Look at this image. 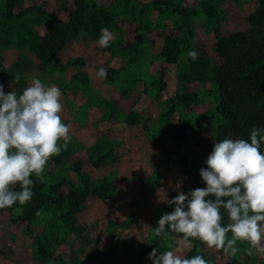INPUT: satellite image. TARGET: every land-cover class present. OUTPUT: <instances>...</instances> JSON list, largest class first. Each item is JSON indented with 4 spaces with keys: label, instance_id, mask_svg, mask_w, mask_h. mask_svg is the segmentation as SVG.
Instances as JSON below:
<instances>
[{
    "label": "rangeland",
    "instance_id": "374dc122",
    "mask_svg": "<svg viewBox=\"0 0 264 264\" xmlns=\"http://www.w3.org/2000/svg\"><path fill=\"white\" fill-rule=\"evenodd\" d=\"M257 6L258 0H0V83L18 93L32 76L58 85L70 126L67 149L49 159L37 181L66 198L81 185L79 165L91 180L115 188L107 201L90 191L71 221L52 212L26 221L19 210L0 211V264H151L148 252L169 244L209 264H264V252L249 255L247 241L228 255L194 241L188 250L153 232L172 211L167 200L185 192L186 165L212 150L223 122L210 78L223 61L218 35L249 31ZM70 11L82 12L83 22L95 17L93 31ZM103 27L112 35L107 48L96 44ZM51 31L60 37L42 58L36 43ZM170 35L180 42L182 63L165 59ZM192 49L200 53L196 61L187 58ZM101 67L106 79L96 76ZM145 245L151 246L141 254Z\"/></svg>",
    "mask_w": 264,
    "mask_h": 264
},
{
    "label": "clouds",
    "instance_id": "9594fccd",
    "mask_svg": "<svg viewBox=\"0 0 264 264\" xmlns=\"http://www.w3.org/2000/svg\"><path fill=\"white\" fill-rule=\"evenodd\" d=\"M111 39L103 27L96 44L107 48ZM199 55L192 49L187 58L196 61ZM96 76L106 79L107 69L99 68ZM61 97L58 85L46 84L39 76L30 77V85L19 93L6 92L0 83V210L30 202L35 195L32 177L42 179L49 159L71 142ZM204 165L199 169L204 187L178 191L167 200L172 211L161 215L155 236L179 241L188 250L196 239L228 255L239 251L237 241L249 243V255L264 252V126H252L248 139L213 143ZM221 209L227 212L226 224ZM147 258L151 264H209L203 255L177 254L173 244L166 251L153 247Z\"/></svg>",
    "mask_w": 264,
    "mask_h": 264
},
{
    "label": "trees",
    "instance_id": "16d2710c",
    "mask_svg": "<svg viewBox=\"0 0 264 264\" xmlns=\"http://www.w3.org/2000/svg\"><path fill=\"white\" fill-rule=\"evenodd\" d=\"M7 14L11 15V11L8 10ZM70 15L79 18L78 20L84 23L88 30L93 31L90 20L95 17L83 22L82 12L70 11ZM249 20L251 28L247 32L218 35L217 48L223 61L212 70L210 78L218 92L216 110L223 122L218 127L215 142L230 137L248 139L252 126H264V0H258V6L250 15ZM59 34L56 31H51L45 41L41 40L36 43L42 58H45V47L50 50L56 48L57 41L53 37H60ZM47 38L49 39L47 40ZM179 45L180 42L175 36L166 37L164 56L167 62L182 63ZM178 97L184 100L183 96L179 95ZM131 116L129 114L126 117L128 123L131 122ZM181 126L185 128L184 125ZM182 136V133L177 134L179 139ZM208 154L200 157L197 163L186 165L185 169L190 178L184 186L185 192L204 187L199 176V169L205 167L204 160ZM109 156V153L100 155L93 162L94 165H100ZM75 170L80 177L81 185L74 187L68 197L58 196L56 186H52L49 191H44V184L38 182L37 178L33 176L35 195L31 201L23 206L17 204L2 210H19L17 218L26 221L34 220L44 212H52L62 221H71L81 211L82 203L90 191L96 192L98 197L104 201L113 196L115 188L112 181L107 179L93 181L89 175L81 172L79 165L75 166ZM221 214L223 216L222 223L226 224L228 222L227 212L221 209ZM230 234L227 235L230 236ZM193 241L203 244L196 239ZM150 246L145 245L141 254H145L146 249Z\"/></svg>",
    "mask_w": 264,
    "mask_h": 264
}]
</instances>
